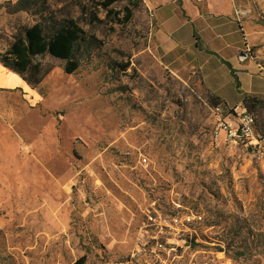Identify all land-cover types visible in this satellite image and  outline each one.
<instances>
[{
	"label": "rangeland",
	"instance_id": "374dc122",
	"mask_svg": "<svg viewBox=\"0 0 264 264\" xmlns=\"http://www.w3.org/2000/svg\"><path fill=\"white\" fill-rule=\"evenodd\" d=\"M17 1L0 0V54L40 14L75 19L91 43L71 75L41 59L53 69L37 98L0 88V264L115 263L133 250L152 203L202 217L197 243L171 264H264V0L236 4L240 19L226 26L236 45L224 51L180 19L171 26L188 32L185 42L195 29L196 47H173L143 2L35 0L12 13ZM199 65L226 101L223 119L234 120L245 95L262 101L250 114L259 147L215 136L216 95Z\"/></svg>",
	"mask_w": 264,
	"mask_h": 264
},
{
	"label": "trees",
	"instance_id": "16d2710c",
	"mask_svg": "<svg viewBox=\"0 0 264 264\" xmlns=\"http://www.w3.org/2000/svg\"><path fill=\"white\" fill-rule=\"evenodd\" d=\"M122 0H99L98 5L108 9L113 4ZM143 0L129 1L132 7ZM35 0H18L12 13L28 11L35 6ZM41 5L45 1L41 0ZM131 17L128 11L126 21ZM87 34L78 26L75 19L45 18L41 14L39 20L32 26L25 28L22 33L15 35L6 50L0 54V65L17 74L31 89H37L43 79L52 71L53 67L41 62L45 56L63 62L62 71L66 75L73 74L79 67L76 53L82 46H89L91 41ZM264 65V64H263ZM123 70L126 66L121 67ZM230 69V66L228 65ZM232 73V70H231ZM212 107H220L225 102L217 96L209 95ZM240 104L250 113L261 107L262 101L254 96L245 95ZM85 258H79L73 264H84Z\"/></svg>",
	"mask_w": 264,
	"mask_h": 264
},
{
	"label": "built area",
	"instance_id": "2783aa9c",
	"mask_svg": "<svg viewBox=\"0 0 264 264\" xmlns=\"http://www.w3.org/2000/svg\"><path fill=\"white\" fill-rule=\"evenodd\" d=\"M235 14L238 15V12ZM230 110L234 112L233 121L221 117L223 108L213 109L217 123L215 136L222 135L231 142L239 140L246 145L259 147L261 136L255 129L250 113L240 103ZM139 163L144 167L148 165L147 159L142 155H139ZM80 185L79 177L70 180V188H78ZM181 207L177 204L172 207L173 211L161 214L152 203L150 210H146L140 221L133 250L111 264H171L170 256L173 253L190 249L197 243L195 226L202 221V217L187 212L180 215L177 210Z\"/></svg>",
	"mask_w": 264,
	"mask_h": 264
},
{
	"label": "crops",
	"instance_id": "0c3cea01",
	"mask_svg": "<svg viewBox=\"0 0 264 264\" xmlns=\"http://www.w3.org/2000/svg\"><path fill=\"white\" fill-rule=\"evenodd\" d=\"M244 1L246 0H143V3L149 13L155 18L159 28L158 32L160 34V38H165L170 41L173 40L174 42L171 43L173 47L188 49L191 47L195 49L196 47L195 43L197 37H194L193 35L196 31L195 29H191L189 32L191 33L190 35L192 40H187V42H185L184 40L186 37L188 39L189 36L188 32H181L180 28H173L171 26L173 21L177 22V20L180 19L179 21L181 22V26L183 24L187 26L192 23L198 24L199 27L197 28V35L199 36V40H204L201 35L202 33H210L211 35L208 37H210L211 40L216 41V43L213 44L212 41L209 43L206 42V46L211 45L220 51H224L226 49H234V46L236 45L229 41L231 33L227 32V29H229L227 27L231 26L233 23L235 24V22H233L234 19H240H238V17L236 18L234 13L237 11L236 4ZM227 3L229 6H227ZM169 8H171L170 13L166 12ZM231 19H233V21H231ZM247 24L248 23H245L244 25L248 27ZM242 28L243 26L240 25L239 30H244ZM196 51L198 61L200 52L198 50ZM212 53L214 54V52L210 49L207 56L209 55V58H211L213 55ZM204 62H202L203 65ZM203 65H199L203 83L211 94H215L220 97L216 94V92H213L210 88H208L203 72ZM0 88L5 90H16L23 94H29L33 96V98L38 97L35 90H31L17 74L3 68L1 65ZM221 100L225 101L223 98H221Z\"/></svg>",
	"mask_w": 264,
	"mask_h": 264
}]
</instances>
